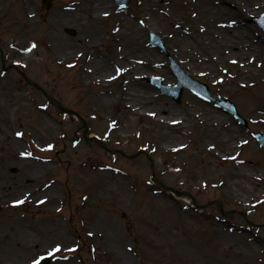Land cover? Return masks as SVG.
<instances>
[{
    "label": "rangeland",
    "instance_id": "obj_1",
    "mask_svg": "<svg viewBox=\"0 0 264 264\" xmlns=\"http://www.w3.org/2000/svg\"><path fill=\"white\" fill-rule=\"evenodd\" d=\"M30 1L35 20L21 25L23 19L17 14L13 16L14 11L10 13L12 5L20 6L21 0H0V46L7 53V64L19 61L27 75L52 97L86 118L90 134L98 136L110 148L122 149L128 154L139 150L146 153L135 159L128 158L107 152L98 142H86L80 119L64 115L40 91L24 80L19 82L17 72L11 71L4 78L0 74V183H12L9 188L0 187V236L7 229L25 228L29 233L27 246L21 249L8 247L11 244H3L0 238V264L30 263L32 258L46 255L55 245H60V251L52 256L51 264H264V196L257 193V196L247 194L232 198L228 190V181L238 175L237 166L242 161L256 176L260 175V168L264 169V148L253 135L255 132L264 133V83L248 79L234 85L231 81L235 73L228 66H224L223 83H216L208 70L190 68L195 65L190 56L192 40L183 34L185 39L181 38L177 25L160 17L163 11H168L170 17H175L174 21L186 22L187 13L182 9V0H153L155 7L151 6L149 11L146 7L152 0H131L124 8L127 15L122 17V23L133 25L139 31L145 47L158 63L145 73V90L152 91L155 96L151 103L156 112L165 106L172 114L185 115L191 121L184 137L185 144L175 150L167 149L164 143L168 139L154 134L148 118L143 117L133 123L134 127L126 128L127 119L120 115L124 97L118 98L120 92L125 93L121 84L124 73L117 71L119 65L109 59L112 43L107 38H103L100 46L106 62L97 70L102 74L108 71L111 75L99 83L89 82L80 70V64L87 56L82 54L65 62L52 54V48L56 46L53 39L59 35L66 37L74 46L83 45V35L90 31L89 27H81L82 21H89L85 6L93 0H51L49 8L42 0ZM111 1L117 4L116 0ZM262 1L259 6L254 2L248 5L244 1L239 5L238 0H219L230 4L231 10L237 14L231 28L236 32L231 35L219 26L220 32L215 36H204L205 40L215 44L209 53L226 55L232 52L239 56L237 30L240 6L247 13L239 22L244 34L239 37L264 42V33L258 23L253 22V17L264 12ZM65 4H74L77 12L82 14L76 19L79 27L72 23L64 25L70 15L62 11ZM101 23L100 32L110 29L112 16ZM69 31L74 32L71 34ZM149 32L163 38L168 53L188 74L207 83L215 96L233 101L248 121V126L244 127L232 115L190 90H184L179 102L162 94L160 88L151 83L152 77H161L164 84L171 85L176 84V78L169 68L167 55L150 45ZM236 40V45L232 44ZM214 42L228 44L229 50H221ZM178 48L186 52H180ZM187 94L202 100L199 102L205 107L208 105L220 112L223 119L236 126L241 138L246 140L237 145L230 157L218 159L208 152L196 153L198 144L210 141L208 134L216 131L217 127L203 128L195 122V116L190 114L192 109L189 108ZM250 99L258 100L254 102L258 103L262 113H254ZM108 100L113 104L103 109L102 101ZM19 148L31 153L28 158L35 161L33 167L41 169L32 183L16 184L14 180L32 162L18 170L12 168V173H5L10 163L18 166ZM90 164L95 166L96 175L92 171V174L86 172L85 167ZM233 169L235 173H232ZM74 174L79 175L75 178L78 180L72 181ZM153 174L169 186L193 193L201 204L222 201L226 210L246 211L249 221L240 213L223 216L214 204L206 206L202 212L192 209L188 206L190 203L175 199L170 192L154 183L151 179ZM103 179L111 183L113 193L124 198L119 204L109 203L96 195ZM49 184L57 187L56 201L46 196V199L34 203L33 198L20 195L25 188L44 185L48 189ZM247 187L259 192V186L254 183H248ZM47 189L38 193L47 195ZM92 210H98L107 222H111L110 225L120 228L122 237L119 241L100 245L92 243V232L101 229L100 223L88 219V212ZM54 220L60 223L57 232L61 227L69 240L62 235L53 236L44 229L46 224H54ZM243 235L251 237L256 244L257 250L252 254L239 240ZM106 249H115L114 257L105 254ZM124 251L127 255H120Z\"/></svg>",
    "mask_w": 264,
    "mask_h": 264
},
{
    "label": "bare ground",
    "instance_id": "obj_2",
    "mask_svg": "<svg viewBox=\"0 0 264 264\" xmlns=\"http://www.w3.org/2000/svg\"><path fill=\"white\" fill-rule=\"evenodd\" d=\"M244 1L248 5H250L251 2L259 6L263 4L262 0H238V4L240 5ZM30 2V0H21L20 6L12 5L13 8L10 13L14 11L12 13L13 16L17 14L23 19L20 23L21 25L25 22L33 23L35 20V14L30 8ZM145 2H147V0H145ZM151 4H153V0L147 4L146 9L148 11L152 9V7H155L154 4ZM229 5L230 4H226L225 2L220 3L219 0H182V9L187 13L186 22L174 21L175 17H170L168 11H163L160 17L164 21L171 20V23L177 25V32L180 34L181 38L185 39L182 36L183 34L186 38L192 40L190 56L195 60V65L190 68L208 70L216 83H223L222 74L224 73V66H228L229 70L235 73L234 79L231 81L234 85H240L242 80L248 79H255L258 83H264V42L261 40L253 41L247 37H239L240 35H244L243 28L239 25V22L247 13V10H243L242 6L239 7L241 12L238 9L237 51L239 56L236 57L232 52H228L226 55L209 53L210 48H213L215 44H212V41L211 43L209 40H205L204 36H215L220 32L219 29L221 28H225L231 35L236 32L235 29L231 30V28H233L232 25L236 21L237 14L231 10ZM62 11L70 13L69 17L65 19L64 25L72 23L74 26L79 27L76 19L82 17V14L77 12V8L74 4H65L62 6ZM85 15L89 21H82L81 27H89L90 31L83 35V40L81 41L83 45L78 47L74 46L66 37L59 35L57 39H53V44L56 46L52 48V54H56L65 62H69L82 54L87 56L85 60L81 62L80 70L84 78L88 79L89 82L99 83L103 78L108 79L111 75L108 71L102 74L97 70L98 66L106 62V58H104L100 51V46L103 43V38H107V40L112 43V48L109 51V59H112L116 65H119L122 70L121 72L124 73L121 84L125 93L120 92L118 98L121 99L124 97V108L120 112V115L127 119L126 128L130 129L134 127L133 123L136 124L141 118L146 117L152 122L154 134L159 138L164 137L168 139L169 143H164L167 149L175 150L182 147L185 144L183 142L184 137L187 135L188 127L191 123L190 117H186L182 114H172L165 106H161L160 112H156L154 105L151 103L154 101L155 96L152 91L145 90L147 88L145 87L146 83L144 79L145 73H147L146 71L156 67L158 63L157 60L152 57V53L145 47V42L139 31L135 29L133 25L122 23V17L127 15V13L124 12L123 8H118L111 0H93L85 6ZM111 16L113 20L111 28L106 29L105 32H100L99 28L102 26L101 22ZM6 18L8 17L6 16ZM219 26L221 28H218ZM236 43L237 40L232 41V44L236 45ZM216 44L218 47H221L223 51L229 50L228 44ZM178 51L186 52V50L182 48H178ZM236 77H238L237 80ZM186 98L189 103V108L192 109L190 114L195 116L194 120L196 123L201 124L203 128L208 126H210V129L217 127L216 131L208 134V137H211L210 141H203L198 144L196 153L208 152L212 157L214 156L218 159L226 158L232 155L231 152L242 140L246 142L244 138H241V134L236 126L226 122L223 119L224 116L220 112L208 105L205 107L204 104L199 102L202 100L199 98V100L196 99V97L191 94H187ZM250 101L249 104L254 107V113H262V109L257 105L258 103L254 102L258 100L250 99ZM112 104L111 100L102 101L101 106L104 109L110 107ZM17 153L19 156L18 166H14V162L10 163L7 165L5 173H12V168L18 170L22 166L32 162L33 164L27 167L25 172L14 177L16 184H21V182L23 183L24 181L32 183L31 180L39 176V169L38 167H33L35 161L28 158L29 155H26L21 148L18 149ZM237 168L238 175L228 181L230 196L232 198L247 194L250 196H257V193L264 196V169L260 168V175L258 174L256 176V174L247 170L244 161H242V164H238ZM85 170L90 173L92 171V173L96 175L95 166L91 164L87 165ZM232 173H235L234 169ZM9 176L12 178V175ZM78 176L77 174L73 177ZM256 177H258V179H256ZM74 180L78 179H73L72 181ZM248 183L258 185L259 192H256L255 188L252 190L249 189L247 187ZM11 184V182H7L6 184L0 183V187L9 188ZM49 186L48 189L44 185L28 187L25 188L20 195H23L21 197L27 199L33 198L34 203H37V201L41 199H46V196L48 199L56 201V199H58L57 187L52 184ZM42 189H47L48 194L41 196L38 192ZM96 195L109 203L112 202L115 204H119L122 199H124L122 196L118 197L113 193L111 183H109L107 179H103V182L100 183L99 188L96 190ZM88 219H90V222L96 220V223H100L101 225V229L92 232L94 237L92 243L95 245L107 244L109 241H119L122 237L120 228L110 225L111 222H107V219H105L98 210L88 212ZM54 221V224H46L47 227H44V229L51 232L53 236L58 234L62 235L65 240H69V237L65 235L61 227L57 232L60 223L56 220ZM27 237H29V233L25 228L16 231L7 229L0 236L3 244L8 242L11 244L8 247L15 249H21L27 246ZM239 240L247 245L250 254H252L255 249L257 250L256 244L251 237L243 235L239 236ZM11 250L15 251L14 249ZM104 253L107 255L112 254L114 257L115 249H106ZM120 255L126 256L127 253L125 251L120 252Z\"/></svg>",
    "mask_w": 264,
    "mask_h": 264
},
{
    "label": "water",
    "instance_id": "obj_3",
    "mask_svg": "<svg viewBox=\"0 0 264 264\" xmlns=\"http://www.w3.org/2000/svg\"><path fill=\"white\" fill-rule=\"evenodd\" d=\"M257 20H260V19H257ZM260 22H264V17H262V21H260ZM155 40H158V39L155 36H152V41L154 42ZM176 73H178V71H176ZM181 91H182V85L180 84L178 87H176V89H174L173 96H175L176 98H179ZM228 111L235 114L238 117V113L236 111V108L232 103H230V109H228ZM258 136L261 138V140L264 144V137L262 135H258ZM162 185H164V184H162Z\"/></svg>",
    "mask_w": 264,
    "mask_h": 264
},
{
    "label": "snow or ice",
    "instance_id": "obj_4",
    "mask_svg": "<svg viewBox=\"0 0 264 264\" xmlns=\"http://www.w3.org/2000/svg\"><path fill=\"white\" fill-rule=\"evenodd\" d=\"M107 14V13H106ZM33 47H35V45H33ZM117 71H122L120 69H117ZM17 135H21L20 133H17ZM49 147H51V145H49ZM22 154H25V153H22ZM26 155H31V153H26ZM16 203H22V201H16ZM71 250V249H70ZM60 251V245H55L51 251L47 252V256L48 257H52L55 255V253L59 252ZM45 259L44 256H40L38 257L37 259H34L32 264H41V261Z\"/></svg>",
    "mask_w": 264,
    "mask_h": 264
}]
</instances>
